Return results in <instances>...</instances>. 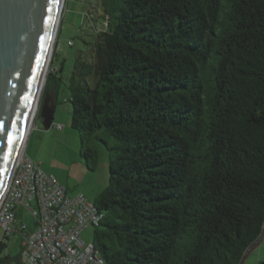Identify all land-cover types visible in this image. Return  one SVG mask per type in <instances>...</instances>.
<instances>
[{"label": "trees", "instance_id": "obj_1", "mask_svg": "<svg viewBox=\"0 0 264 264\" xmlns=\"http://www.w3.org/2000/svg\"><path fill=\"white\" fill-rule=\"evenodd\" d=\"M96 12L68 102L87 165L91 139L109 155L94 202L105 264H241L264 231V0ZM62 70L43 94L57 99Z\"/></svg>", "mask_w": 264, "mask_h": 264}, {"label": "water", "instance_id": "obj_2", "mask_svg": "<svg viewBox=\"0 0 264 264\" xmlns=\"http://www.w3.org/2000/svg\"><path fill=\"white\" fill-rule=\"evenodd\" d=\"M63 4L0 0V204L32 121L39 116L44 130L53 127L55 94L43 91Z\"/></svg>", "mask_w": 264, "mask_h": 264}, {"label": "rangeland", "instance_id": "obj_3", "mask_svg": "<svg viewBox=\"0 0 264 264\" xmlns=\"http://www.w3.org/2000/svg\"><path fill=\"white\" fill-rule=\"evenodd\" d=\"M99 2L100 0H64L46 75L47 79L49 73H57L58 68L63 65V70L56 74L58 112L50 130H44L41 120L37 118L32 124L25 144L27 155L31 156L46 174L54 176L67 189L70 196L81 193L92 202H95L109 185L108 151L101 142L91 139L89 146L94 151L95 162L93 165L91 163V167L87 165L80 134L70 125L72 107L66 99L70 97L68 85L76 57L86 48L82 38L89 34L91 26L99 16L96 12ZM56 80H52L50 84ZM22 223L33 225L32 216L26 212L19 215L17 228L21 229ZM94 232V228H88L82 233L81 238L87 243L93 242ZM0 241H3L2 250L5 256L10 257L7 264H21L24 243L22 235L15 232L4 239V230L0 227Z\"/></svg>", "mask_w": 264, "mask_h": 264}, {"label": "built area", "instance_id": "obj_4", "mask_svg": "<svg viewBox=\"0 0 264 264\" xmlns=\"http://www.w3.org/2000/svg\"><path fill=\"white\" fill-rule=\"evenodd\" d=\"M20 209L32 216V230L26 223L17 228ZM102 219L94 202L81 193L70 196L23 150L0 204L4 239L15 232L23 237L21 264H105L96 245L81 238L86 229L98 228Z\"/></svg>", "mask_w": 264, "mask_h": 264}, {"label": "crops", "instance_id": "obj_5", "mask_svg": "<svg viewBox=\"0 0 264 264\" xmlns=\"http://www.w3.org/2000/svg\"><path fill=\"white\" fill-rule=\"evenodd\" d=\"M69 99H70V97L68 99H66V102H68ZM55 104H56V109H55V115H56L57 112H58L56 98H55ZM59 110H60V112L63 111L61 108ZM69 112H70V110H69ZM55 115H54V118H55ZM70 125H71V123H70ZM17 213H18V217H19V215L25 213V211H23V210L20 209V210H18ZM34 227H35V222L31 226L27 225V230L30 231ZM241 264H264V231H263L262 235L260 236V238L257 240V242L252 247H250L249 250L246 252V254L243 257V260H242V263Z\"/></svg>", "mask_w": 264, "mask_h": 264}, {"label": "flooded vegetation", "instance_id": "obj_6", "mask_svg": "<svg viewBox=\"0 0 264 264\" xmlns=\"http://www.w3.org/2000/svg\"><path fill=\"white\" fill-rule=\"evenodd\" d=\"M42 99H44V97ZM38 118H39V116H38ZM2 249H3V246H0V264H6L8 256L7 255L5 256V254H4Z\"/></svg>", "mask_w": 264, "mask_h": 264}, {"label": "bare ground", "instance_id": "obj_7", "mask_svg": "<svg viewBox=\"0 0 264 264\" xmlns=\"http://www.w3.org/2000/svg\"><path fill=\"white\" fill-rule=\"evenodd\" d=\"M60 20V19H59ZM52 52H53V50H52ZM51 58H52V53H51V56H50V60H49V63H50V61H51ZM49 63H48V66H49ZM48 66H47V69H48ZM46 75H47V71H46V73H45V78H46ZM45 84V83H44ZM43 84V85H44ZM32 124H33V121H32V123L30 124V127H29V132H30V130H31V128H32ZM24 145H25V143H24ZM23 148H24V146H23ZM22 151H23V149H22ZM21 154H22V152H21Z\"/></svg>", "mask_w": 264, "mask_h": 264}]
</instances>
